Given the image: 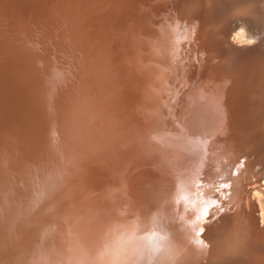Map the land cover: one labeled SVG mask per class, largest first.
Masks as SVG:
<instances>
[{
	"label": "bare ground",
	"instance_id": "bare-ground-1",
	"mask_svg": "<svg viewBox=\"0 0 264 264\" xmlns=\"http://www.w3.org/2000/svg\"><path fill=\"white\" fill-rule=\"evenodd\" d=\"M35 1L37 0H0V264H53V247L62 249L65 246L68 248V256L64 264H76L75 260H79L76 256L79 253L80 240L84 236L90 237L95 230L91 228L92 220L89 227L81 223L87 218L83 215L85 207H82L81 214L77 215L78 221L72 223V218L71 222L68 220L70 207L69 203H66L72 196L79 174H87L93 170L100 175L97 169L103 164L106 171L115 175L111 186L118 179L121 183H126L121 204L123 214L126 213L127 207H131V216L144 228L149 229L155 226L159 217L149 215L146 218L140 206L141 202L131 201L132 190L128 189V184L135 179L131 176L148 167L145 163L160 157L162 148L166 149L168 163L166 166L162 164V156L155 161L151 166L163 169L143 180L142 185L154 177H163L165 171L166 176L179 171L182 178L179 184L191 186L194 197L198 199L202 187L192 176L193 169L200 170L202 167L201 171L208 176L214 168L215 160L236 135L235 129L247 128L253 124L254 127L264 128V114H261L264 109L260 107L264 99L261 93L264 71L257 70L246 76L248 58L257 50L264 51V40L255 42L264 34L255 36L249 31L252 24H264V14L255 17L252 0H231L236 11L239 9L248 15V19L237 17L233 20L232 15H229L228 0L214 1L220 4L222 14L207 0L200 2L201 12L206 15L210 27L216 29L214 34L219 37L218 40L226 36L224 43L229 45L227 48H238L236 55L241 57L242 70L238 79L225 78L220 81L221 84L214 86L194 80L189 66L190 77L179 69V56H186V52L177 47L180 41L178 24L184 23L180 18L181 7L186 0H118L119 4L128 10L130 23L136 25L138 30L135 37L137 46L133 50L130 49L129 53L124 49L125 52L133 57V67L136 64L139 67L152 65L157 77L148 76L149 74L146 78L142 77L141 84H144V88L139 86V89L144 95L143 100L139 98L141 100L134 101L133 108L138 112L135 118L131 116L110 130L93 129V121L87 119L86 127L79 131V136L72 131L79 141L74 143L76 148H73L63 141V137L59 138L57 123L43 108L42 95L48 81L40 76L45 75V72L47 77L54 75L50 67V56L53 61L66 60L69 56L71 37L65 32L63 38L60 37L63 43L57 42L52 31L47 34L38 21H42V17L39 7L34 8ZM92 17L90 14L88 19ZM220 18L234 23L225 25L227 31L223 36L218 27ZM34 21L37 22V27ZM88 25L90 26V21ZM262 30L264 31V28ZM120 35L121 33L118 37ZM216 41L212 42L215 46ZM66 64L68 72L69 63ZM98 65H103L102 59L98 61ZM176 74L181 76L180 79L185 83V94L181 96L179 103L175 90L176 80L178 81ZM82 76L86 77L85 74H81ZM87 76L89 78V75ZM91 79L93 83L98 80L94 76ZM93 88L98 91L94 84ZM132 93H137V90ZM68 108L64 111L70 117L72 109ZM103 110L105 111L100 109L99 114L104 112ZM170 110L172 117L169 115ZM50 113L55 116L52 110ZM78 115L71 116L76 120L74 123L82 121ZM83 132L86 133L83 135ZM98 135L102 136L100 145ZM260 139L255 148L242 157L250 155L251 151L253 154L260 152L263 155L256 158V164L260 163L264 159V135H260ZM128 144L133 147V154H129L128 158L122 157L121 145ZM206 145L212 149L211 155V151L205 148ZM91 151L94 152L93 155L90 154ZM85 154L89 155L88 159ZM225 160L226 158H223L220 163ZM263 186L258 189L256 184L252 185L253 192L246 194L245 203L249 206L242 209L243 227L234 241L229 239L232 236L229 235L230 225L226 219L222 221L226 229L213 232L215 238L212 240L209 239L210 234L203 229V241L212 243L211 248L215 254L219 253L218 255L210 253L206 258L199 259L202 257L193 245L178 231L171 230L162 235L165 241L159 248L161 256L156 255L155 260H147V263L158 264L164 259H172L171 264H177L182 259V264H218L220 259L233 260L232 252L242 249L243 243L246 246L248 240L245 236L252 228L254 219L258 221L255 225L261 229L260 232L264 231ZM105 187L107 186L103 188ZM145 187L149 188V185L145 184ZM236 189L237 187L234 191ZM177 194L180 195V190ZM154 195L150 190L144 194L147 199L151 197L152 200ZM170 195H173V192H170ZM180 196L185 199L187 191L182 190ZM254 199L255 207H251L250 202ZM116 207H119V203L112 207L107 206L106 214ZM133 207L140 210V213L134 214ZM200 208L199 203L193 206L195 210ZM253 213L258 215L254 218ZM58 216L60 219L55 221L54 218ZM64 219L67 220L64 222L66 225L63 224ZM71 227H74L76 232L72 234V238L71 233L66 235L70 239L65 241L64 235ZM256 243L261 245L258 240ZM93 250L91 248L90 252ZM125 250L126 246L123 252ZM109 254L108 259L115 264L121 261V254L118 253L117 257H109ZM106 261L104 258L102 264L108 263ZM140 263L141 261L137 264Z\"/></svg>",
	"mask_w": 264,
	"mask_h": 264
},
{
	"label": "rangeland",
	"instance_id": "rangeland-1",
	"mask_svg": "<svg viewBox=\"0 0 264 264\" xmlns=\"http://www.w3.org/2000/svg\"><path fill=\"white\" fill-rule=\"evenodd\" d=\"M201 1L186 0L181 7L180 18L184 23L180 22L178 24L180 41L177 47L184 50L186 56L183 58L178 54L179 69L182 70V73L185 72L188 77L192 73L194 80L200 83L217 86L225 78L238 79L242 70L241 57L236 55L238 48H231L234 50L227 48L229 45L225 44L226 36L220 39L221 41L218 40L219 37L214 34L216 29L210 27L206 15L201 12ZM214 1L207 0L211 5L214 4L218 13L222 14L220 4ZM228 1L229 15H232L233 20L237 17L248 19V15L240 12L239 9L236 11L235 6L231 3L232 1ZM34 3V8L39 7V13L42 17V21H38L47 34L52 31L56 35L57 42L63 43L64 41L60 37L65 32L71 37L69 56L65 61L61 59L53 61L51 56L49 57L50 67L54 75L49 74L50 76L47 77L46 72L45 75H40L41 78L48 81L45 85V93L42 95L43 108L51 116V119L57 123L56 130L59 138L62 139L63 137L66 144L76 148L74 143H79L77 137L80 134L79 131L81 132L86 127L85 122H87V119L93 121V129L110 130L113 126L123 123L127 118H131V116L135 118L138 112L133 108L134 101L143 100L142 95H144L142 90L139 89V86L144 88V84H141L142 77L146 78L147 74L152 77L157 76L152 65L139 67L136 64L133 67V57L128 56L124 50L126 49L129 53L130 49L133 50L137 46L135 37L138 30L136 25L130 23L131 20L127 17V15L129 16L128 10L119 4L118 0H37ZM251 4L254 6L255 17L257 15L263 16L264 1L252 0ZM90 14L93 16L92 19H88ZM89 21L90 26L88 25ZM40 23H38V27ZM230 23L234 25L228 19L224 21L220 18L218 20V27L222 31V36L227 31L225 25ZM36 24L37 22H35V26ZM263 28L264 24H252V27L248 30L256 36L257 34H264ZM120 33L121 35L118 37ZM183 40L184 44H182ZM215 40H217L216 46L212 44ZM261 40H264V36H261L255 42L259 43ZM52 53L51 50L50 54ZM101 59L103 65L99 66L98 61ZM248 61L246 76L257 70L264 71V51L257 50L254 55L248 58ZM66 63H69L70 67L68 72ZM81 74H85L86 77H81ZM87 75H89V78ZM93 76L98 79L96 83L92 82L91 78ZM175 77H178L175 90L179 103L182 99L181 96L185 94V83L178 74ZM93 84L98 91L94 90ZM136 90L137 93H132ZM261 93L264 98V85ZM68 107L72 109L70 117L64 111L69 109ZM260 107L264 109V99ZM102 108L105 111L103 110L104 112L99 114V110ZM172 108H174V105ZM49 109L54 112L55 116L50 113ZM261 114L263 115L264 112H261ZM76 115L83 122L77 121V123H74L76 120H73L72 117ZM169 115H172L171 110ZM89 116L90 118H88ZM74 124H76V129ZM72 131L78 136L74 137ZM234 131L236 135L231 139L230 145L221 152L220 157L215 160L214 168L208 176L204 171H201L202 167H200V170L192 168L194 174L189 169L194 179L202 187L198 199L194 197V190L191 186L179 184L182 179L179 171H175L168 176H166L165 171L163 177L158 176L156 179L154 177L145 183L149 185V188L145 187V184L142 185L143 180L163 169L151 166L155 161L162 156V164L166 166L168 163L165 148H162L159 158L145 163L148 166L147 168L131 176L135 178L128 184V189L132 190L130 192L131 201L134 203L141 202L140 206L143 208L146 218L149 215L159 217L155 226L149 229L144 228L136 218L131 216V207H127L126 213L123 214L121 204L124 197L123 189L127 187L126 183L123 181L121 183L118 179L111 186V180L114 179L115 175L109 173L110 171H106L103 164L97 169L100 171V175L93 170L87 172V174H79L72 196L69 202L66 203V205L69 203L70 207L68 220L69 222L72 220V223L78 221L77 215H80L82 207H85L83 215L87 217L84 220L86 223H81L89 227L92 220L93 226L91 228L95 230L93 234H90V237L84 236L80 240L79 253L76 256L79 260H75L76 264H102L104 258L108 262L106 264H113L114 262L107 257L108 253H110L109 257H114V255L117 257L121 254L119 255L121 261H118V264H137L140 261V264H148L147 260L149 262L155 260V256L161 253L159 248L165 241L162 235L171 230L178 231L180 235H183L184 239L192 244L199 256L202 257L199 259H204L210 253H215L211 248L212 243L203 241L205 232L203 231L202 235L198 233L201 229H204L210 234L209 239H214L213 232L226 229L222 222L224 219L229 221V235L232 236L229 239L234 241L243 227L242 209L249 206L248 203H245L246 194L253 192L252 185L256 184L258 189H261L264 185V159L256 164V158L263 155V153L255 152L253 154L251 151L250 155L242 157L250 149L255 148V144L261 140L260 135H264V128L254 127L253 124L247 128L239 127ZM98 139L100 145L102 136L98 135ZM130 145H121L122 157L126 156L128 158L129 154H133L131 152L133 147ZM205 148L207 149L208 146L206 145ZM209 150L211 155L212 149ZM90 154L93 155L94 152L91 151ZM85 156H87V159L89 158V155L85 154ZM223 158H226V160L220 163ZM105 185L107 187L103 188ZM224 185H228V187H223ZM235 187H237L236 191H234ZM184 189L187 191V197L182 199L180 195ZM149 190L155 194L153 200L151 197L147 199L144 196ZM179 190L180 195L177 194ZM170 192H173V195H170ZM212 201H215L216 204H212ZM117 203H119V207L106 214V207H112ZM197 203L201 204V208L195 210L193 206ZM250 204L251 207H255V199ZM205 209H207V212H205ZM133 213L138 214L140 210L133 207ZM257 215V213H253L254 218ZM70 218L72 219L70 220ZM58 219H60V216L54 218L55 221H58ZM66 219L63 220L65 225ZM147 222L152 223V221ZM257 223L258 221L254 219L252 228L246 233L245 238L248 240L246 246L243 243L242 249L232 252L233 260L220 259L218 264H264V231L260 232L261 229L255 225ZM60 224H62V221H60ZM102 227L104 230H102ZM97 229H99L98 232H96ZM62 232L64 233L65 230ZM75 232L74 227L69 228L67 234L64 235V240L70 239L66 236L70 233L72 238V234ZM256 240L261 245L256 243ZM199 241H203L207 247H204ZM99 244H102V246ZM125 246L126 250L123 252ZM53 248L51 263L64 264L67 260L68 252L66 250L68 248L66 246L63 247L64 249L60 247ZM91 248L94 249L92 252H90ZM171 263L172 259H164L158 262V264ZM177 264H182V259Z\"/></svg>",
	"mask_w": 264,
	"mask_h": 264
},
{
	"label": "clouds",
	"instance_id": "clouds-1",
	"mask_svg": "<svg viewBox=\"0 0 264 264\" xmlns=\"http://www.w3.org/2000/svg\"><path fill=\"white\" fill-rule=\"evenodd\" d=\"M249 43H254V41H249ZM223 187H228V185H224ZM212 204L215 205L216 202L215 201H212ZM205 212H207V209H205ZM202 232H203V229H201L200 230V233H198V234H201L202 235ZM199 243L202 244L204 247H207V245L203 241H199Z\"/></svg>",
	"mask_w": 264,
	"mask_h": 264
}]
</instances>
